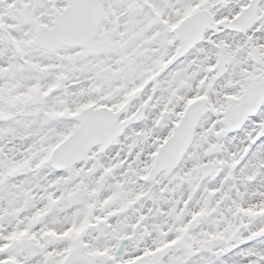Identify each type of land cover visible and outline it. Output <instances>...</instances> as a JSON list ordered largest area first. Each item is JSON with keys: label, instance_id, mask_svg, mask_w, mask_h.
I'll return each instance as SVG.
<instances>
[{"label": "snow or ice", "instance_id": "snow-or-ice-1", "mask_svg": "<svg viewBox=\"0 0 264 264\" xmlns=\"http://www.w3.org/2000/svg\"><path fill=\"white\" fill-rule=\"evenodd\" d=\"M0 264H264V0H0Z\"/></svg>", "mask_w": 264, "mask_h": 264}]
</instances>
